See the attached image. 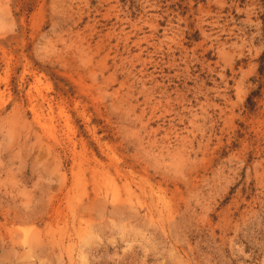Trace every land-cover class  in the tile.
Listing matches in <instances>:
<instances>
[{"label":"rangeland","instance_id":"obj_1","mask_svg":"<svg viewBox=\"0 0 264 264\" xmlns=\"http://www.w3.org/2000/svg\"><path fill=\"white\" fill-rule=\"evenodd\" d=\"M264 0H0V264H264Z\"/></svg>","mask_w":264,"mask_h":264},{"label":"trees","instance_id":"obj_2","mask_svg":"<svg viewBox=\"0 0 264 264\" xmlns=\"http://www.w3.org/2000/svg\"><path fill=\"white\" fill-rule=\"evenodd\" d=\"M260 70L263 71L264 70V53L260 59Z\"/></svg>","mask_w":264,"mask_h":264}]
</instances>
